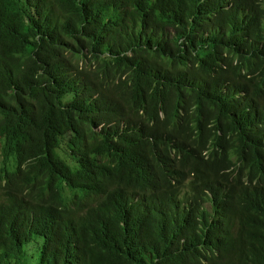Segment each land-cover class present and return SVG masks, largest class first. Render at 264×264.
Masks as SVG:
<instances>
[{"label":"trees","instance_id":"1","mask_svg":"<svg viewBox=\"0 0 264 264\" xmlns=\"http://www.w3.org/2000/svg\"><path fill=\"white\" fill-rule=\"evenodd\" d=\"M0 264H264V0H0Z\"/></svg>","mask_w":264,"mask_h":264},{"label":"rangeland","instance_id":"2","mask_svg":"<svg viewBox=\"0 0 264 264\" xmlns=\"http://www.w3.org/2000/svg\"><path fill=\"white\" fill-rule=\"evenodd\" d=\"M4 197L0 194V205L3 204ZM33 244L29 246L27 252V264H39L41 262V245L43 239L39 236L35 237Z\"/></svg>","mask_w":264,"mask_h":264}]
</instances>
